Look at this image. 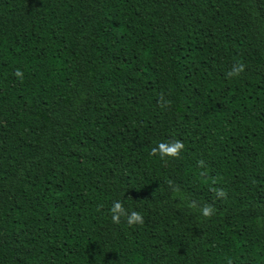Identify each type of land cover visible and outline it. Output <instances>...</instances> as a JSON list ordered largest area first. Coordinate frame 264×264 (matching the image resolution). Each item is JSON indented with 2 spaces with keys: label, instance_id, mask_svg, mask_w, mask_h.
Masks as SVG:
<instances>
[{
  "label": "trees",
  "instance_id": "16d2710c",
  "mask_svg": "<svg viewBox=\"0 0 264 264\" xmlns=\"http://www.w3.org/2000/svg\"><path fill=\"white\" fill-rule=\"evenodd\" d=\"M0 264H264V0H0Z\"/></svg>",
  "mask_w": 264,
  "mask_h": 264
},
{
  "label": "clouds",
  "instance_id": "9594fccd",
  "mask_svg": "<svg viewBox=\"0 0 264 264\" xmlns=\"http://www.w3.org/2000/svg\"><path fill=\"white\" fill-rule=\"evenodd\" d=\"M244 71V65L237 63L233 66L232 70L228 73V76H238L241 72ZM15 75L19 78L22 79L23 77V73L20 70H17L15 72ZM184 148V144L179 141H173L169 144H165L163 142L158 144V149H159V155L161 158L164 157H178L179 155V150ZM157 148H153L151 150L153 155H156L158 152ZM198 164L203 165V161H198ZM217 196L218 197H224L225 196V192L223 190H218L217 191ZM110 211L112 212V220L114 223L119 224L120 223V217L121 216H125L127 219V223L131 226L134 224H143L144 223V218L143 216L138 213L137 211H132L130 215H125L124 214V210L122 208V204L120 202H115L113 204V207L110 209ZM214 209L209 206L206 205L202 208V214L205 217H209L213 214Z\"/></svg>",
  "mask_w": 264,
  "mask_h": 264
}]
</instances>
